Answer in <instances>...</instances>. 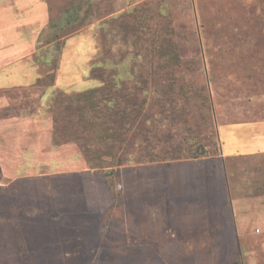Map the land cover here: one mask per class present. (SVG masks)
Returning <instances> with one entry per match:
<instances>
[{
	"label": "rangeland",
	"instance_id": "obj_1",
	"mask_svg": "<svg viewBox=\"0 0 264 264\" xmlns=\"http://www.w3.org/2000/svg\"><path fill=\"white\" fill-rule=\"evenodd\" d=\"M116 74L93 168L54 100ZM0 264H264V0H0Z\"/></svg>",
	"mask_w": 264,
	"mask_h": 264
},
{
	"label": "trees",
	"instance_id": "obj_2",
	"mask_svg": "<svg viewBox=\"0 0 264 264\" xmlns=\"http://www.w3.org/2000/svg\"><path fill=\"white\" fill-rule=\"evenodd\" d=\"M158 39H160L159 41L161 42V45L156 53L158 54L159 59L166 64L164 67H171V64L173 63L179 64V49L175 42L167 37H159L157 40ZM115 65H119V63L117 62ZM170 71L163 73L162 76L169 80L168 83L172 86L176 75ZM110 77H114L113 80L116 81L113 85L115 93L108 91L110 88L108 87L109 82L107 81L108 79H104L101 87L91 89L89 92L76 93L74 95H58L54 100L57 109L61 113L64 112L63 109L69 111L72 107H75L67 117L70 127H67L66 129L70 130L73 124L75 127L77 125L81 134H76L75 138L79 142H82L83 139L84 144L81 146L83 147L86 161L93 168H96L95 160L100 159L103 161L104 157H102L101 153L92 148L95 147L96 144H103L110 148L113 147L114 149L115 146L126 143L130 126L134 124L135 119L138 118L141 111L136 108L137 106L131 108L126 102L136 96L135 92H125L123 95L121 94L122 91H126L125 87L123 89V83L127 81L126 77L124 78L123 74H116L115 76L113 75ZM40 79L41 78L36 81V84L40 85L39 81H42ZM47 79H45V82H47ZM120 96H123L126 101L119 103L118 99ZM85 102H88L90 105H84ZM101 103L103 104L100 105ZM136 105H139L137 101ZM133 112H135V115L132 117ZM80 129H82L83 132ZM202 153H206V149L203 145H200L190 152L189 156L199 157ZM111 155L114 160L116 158L118 165L123 163L121 158L118 159L117 153H114L113 151ZM99 172L104 175L110 188L114 191V177L118 175V170L116 168L106 169L103 166H100Z\"/></svg>",
	"mask_w": 264,
	"mask_h": 264
},
{
	"label": "crops",
	"instance_id": "obj_3",
	"mask_svg": "<svg viewBox=\"0 0 264 264\" xmlns=\"http://www.w3.org/2000/svg\"><path fill=\"white\" fill-rule=\"evenodd\" d=\"M12 72V74H13V71H11ZM16 74V73H15Z\"/></svg>",
	"mask_w": 264,
	"mask_h": 264
}]
</instances>
